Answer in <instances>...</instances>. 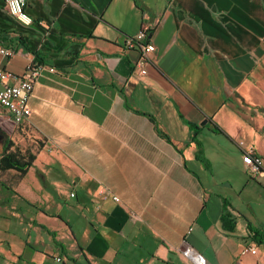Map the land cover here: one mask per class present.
Listing matches in <instances>:
<instances>
[{"label":"crops","instance_id":"0c3cea01","mask_svg":"<svg viewBox=\"0 0 264 264\" xmlns=\"http://www.w3.org/2000/svg\"><path fill=\"white\" fill-rule=\"evenodd\" d=\"M5 8L0 70L44 67L27 118L0 108V155L35 154L0 173V264H264V178L241 160L264 158V0H28L32 25ZM142 27L145 76L124 44Z\"/></svg>","mask_w":264,"mask_h":264},{"label":"built area","instance_id":"2783aa9c","mask_svg":"<svg viewBox=\"0 0 264 264\" xmlns=\"http://www.w3.org/2000/svg\"><path fill=\"white\" fill-rule=\"evenodd\" d=\"M27 1L28 0H20V12L17 15L12 14V9L8 3V0H4L6 7L5 9L19 23L23 25H32V18L28 16L24 10L26 9ZM20 15L26 17L28 22L25 23L21 21L19 19ZM147 32L148 28L142 27L134 36L126 37L124 43L126 48L138 49L140 52V58L136 62L138 74L140 76H145L147 74L151 56L154 52L153 43L145 41L147 38ZM14 54V50L5 48L0 44V58L9 59ZM43 67L44 66L42 64L38 63L28 64L25 71L20 76H14L12 73L0 70V108L6 110L11 115V118L13 119L12 121L16 125L20 124L30 115L28 102L34 89L36 78ZM49 70L51 72L54 71L52 68ZM13 79L16 81V83L9 84V81ZM239 146L242 148V143H239ZM242 151L243 156L241 160L243 168L250 179L258 180L260 178H264V158L257 155L251 146H247L244 149L242 148ZM112 198L114 201H119V198L116 196H113ZM246 252L254 255L256 254V247H247L243 250V253ZM182 254L188 259L192 260L195 264H208L197 254L194 249L190 247H184L182 249ZM57 261L59 262L60 260Z\"/></svg>","mask_w":264,"mask_h":264},{"label":"trees","instance_id":"16d2710c","mask_svg":"<svg viewBox=\"0 0 264 264\" xmlns=\"http://www.w3.org/2000/svg\"><path fill=\"white\" fill-rule=\"evenodd\" d=\"M37 56V55H36ZM39 64V63H38ZM156 132L164 137L165 139L169 140L168 137L160 132L158 129H156ZM42 144L39 143L38 149ZM13 146L12 141L6 140V143L4 145L3 151L0 155V173L7 171V170H13L20 173H24L26 169L30 168L33 164V161L35 160V154L31 153V151L25 150L22 152L17 147L14 149V151L10 150V147ZM233 219L230 217L229 214H224L222 216V226L226 230H234V223ZM256 243L258 245L263 244L264 245V234L255 232V238Z\"/></svg>","mask_w":264,"mask_h":264},{"label":"clouds","instance_id":"9594fccd","mask_svg":"<svg viewBox=\"0 0 264 264\" xmlns=\"http://www.w3.org/2000/svg\"><path fill=\"white\" fill-rule=\"evenodd\" d=\"M8 3L10 4L11 6V9H12V14L13 15H17L19 12H20V8H19V3H20V0H8ZM19 19L25 23L28 22L27 18L24 17L23 15H20L19 16Z\"/></svg>","mask_w":264,"mask_h":264}]
</instances>
